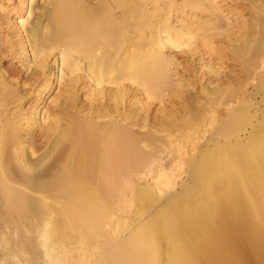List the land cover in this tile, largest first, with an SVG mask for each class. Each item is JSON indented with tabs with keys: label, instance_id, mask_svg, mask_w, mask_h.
I'll use <instances>...</instances> for the list:
<instances>
[{
	"label": "bare ground",
	"instance_id": "6f19581e",
	"mask_svg": "<svg viewBox=\"0 0 264 264\" xmlns=\"http://www.w3.org/2000/svg\"><path fill=\"white\" fill-rule=\"evenodd\" d=\"M0 15V264H264V0Z\"/></svg>",
	"mask_w": 264,
	"mask_h": 264
},
{
	"label": "rangeland",
	"instance_id": "374dc122",
	"mask_svg": "<svg viewBox=\"0 0 264 264\" xmlns=\"http://www.w3.org/2000/svg\"><path fill=\"white\" fill-rule=\"evenodd\" d=\"M1 16V15H0ZM222 54V55H221ZM216 57V65H217V67L219 68V70H221L222 71V74H223V80H224V85L226 86L227 84L229 85L230 83H229V80H230V82L232 83L233 81L231 80V79H229V78H227L226 76H224V74L226 73V74H228L229 72H230V74H231V72H234V73H232V75L233 76H235L236 75V73L237 74H241L240 75V79L238 78V80L237 79H235L234 80V82L232 83V85H234V86H240V85H242V86H244L245 88L247 87L250 91H255L257 94L255 95V101H256V105L258 106V105H260V107L258 108L257 106L256 107H254L256 110L258 109V111L260 112L259 114L261 115V111H263L262 109H264V101H262V96L264 95V90H257L255 87H254V82L255 81H252V80H250V79H248L247 78V76H245V74H244V71L240 68V62L239 61H237L236 59H233L230 55H228L227 53H225L224 54V52L222 53H217V55L215 56ZM180 59L181 60H183V61H185V59H186V57H184V55L182 56V55H180ZM217 59H218V61H217ZM219 62V63H218ZM221 65V66H220ZM6 67H8V65L6 64L5 65ZM221 67V68H220ZM241 71V72H240ZM233 76H232V78H233ZM227 78V79H226ZM248 83V84H247ZM262 93V94H261ZM259 104H258V103ZM262 103V104H261ZM150 105V107H151V111H153V113L152 114H155L157 111H158V109L160 108V100H159V98H155V99H153V100H151L150 101V103H149ZM254 108H252V110H253V113H255V109ZM262 108V109H261ZM261 111H260V110ZM156 111V112H155ZM157 113H159V111L157 112ZM258 113V112H257ZM232 138H235V136H232Z\"/></svg>",
	"mask_w": 264,
	"mask_h": 264
}]
</instances>
